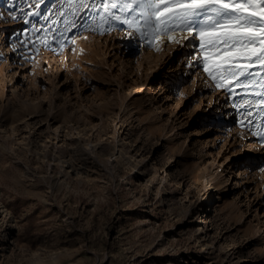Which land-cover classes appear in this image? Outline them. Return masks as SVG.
<instances>
[{
    "label": "rangeland",
    "instance_id": "374dc122",
    "mask_svg": "<svg viewBox=\"0 0 264 264\" xmlns=\"http://www.w3.org/2000/svg\"><path fill=\"white\" fill-rule=\"evenodd\" d=\"M87 2L0 0V264H264V87Z\"/></svg>",
    "mask_w": 264,
    "mask_h": 264
},
{
    "label": "snow or ice",
    "instance_id": "6c2138e0",
    "mask_svg": "<svg viewBox=\"0 0 264 264\" xmlns=\"http://www.w3.org/2000/svg\"><path fill=\"white\" fill-rule=\"evenodd\" d=\"M44 3L46 0H32L37 9ZM72 3H78L80 8H90L87 0H72ZM133 5H138L145 27L151 29L149 43L161 36L179 43L175 33L188 34L185 37L187 43L182 47L195 48L202 53L195 62L185 64L193 75L201 70L202 64V70L208 73L217 88L232 91L235 87L244 90L264 87V0H120V12L134 11ZM96 7L104 10L102 20L112 19L131 27L132 21L113 13L112 10L118 7L117 0H103ZM32 15L47 18L42 16V11ZM197 40L198 44L195 43ZM196 56V52H192L187 58L191 60ZM253 94L260 97L257 105H264V92Z\"/></svg>",
    "mask_w": 264,
    "mask_h": 264
},
{
    "label": "bare ground",
    "instance_id": "6f19581e",
    "mask_svg": "<svg viewBox=\"0 0 264 264\" xmlns=\"http://www.w3.org/2000/svg\"><path fill=\"white\" fill-rule=\"evenodd\" d=\"M88 1V0H87ZM76 5H79L78 3L76 4ZM127 32H128V30H127ZM139 34H141V33H139ZM181 105H182V102H181V100H178L177 101V104H175V106H174V109L175 110H178L180 107H181ZM253 145V144H252ZM205 177V176H204ZM203 176H200L197 180H196V183L197 184H203V183H207V178L205 179ZM204 246H202V248H203ZM201 248V249H202ZM204 249V248H203Z\"/></svg>",
    "mask_w": 264,
    "mask_h": 264
}]
</instances>
